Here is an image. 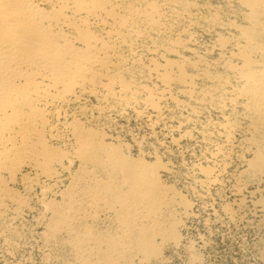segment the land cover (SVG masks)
I'll list each match as a JSON object with an SVG mask.
<instances>
[{
    "label": "bare ground",
    "instance_id": "6f19581e",
    "mask_svg": "<svg viewBox=\"0 0 264 264\" xmlns=\"http://www.w3.org/2000/svg\"><path fill=\"white\" fill-rule=\"evenodd\" d=\"M238 2L248 9L245 19L264 20V0ZM197 9L195 0H0V217L19 216L36 188L34 199L49 214L48 232L82 224L81 238L105 243L102 264H118L113 254L119 251L84 223L99 211L135 235L130 254L149 257L157 240L172 238L173 223L162 225L158 214L182 199L160 181L164 163L125 155L95 122L108 109L134 104L156 115L167 101L194 112L202 103L233 106L243 92L264 99V72L251 70L248 55L259 48L252 33ZM191 26L226 31L212 45L230 46L217 61L240 85L209 71L211 63L190 47ZM247 164L261 172L264 153L255 151ZM64 175L71 189L59 190L60 201L49 198Z\"/></svg>",
    "mask_w": 264,
    "mask_h": 264
},
{
    "label": "rangeland",
    "instance_id": "374dc122",
    "mask_svg": "<svg viewBox=\"0 0 264 264\" xmlns=\"http://www.w3.org/2000/svg\"><path fill=\"white\" fill-rule=\"evenodd\" d=\"M195 1L202 16L215 13L224 22L248 28L254 46L259 47L249 51L251 70L263 73V17L255 16L256 22L247 20L248 9L238 0ZM189 30L192 39L195 37L190 47L211 63L209 71L225 75L229 86L240 85L241 80L228 75L217 61L225 57L230 46L222 51L212 45L216 34L226 31L220 27L209 30L198 26H191ZM230 32L235 34L234 30ZM255 98L243 92L236 98V105L216 109L202 103L194 112L167 101L157 116L134 104L129 108L108 109L96 119V125L104 132V140L119 146L125 155L164 163L166 168L159 170L158 177L182 199V204L160 209L162 225L170 222L174 225L167 228L172 240L164 239L160 243L157 240L154 255L149 257L139 252L130 254L127 246L135 243V235L122 233L109 213L99 211L84 221L92 235L117 243L122 256L119 252L113 256L119 259L118 264H264V168L255 173L247 167L255 151L264 153V99ZM200 167L210 168L213 175L208 176ZM72 169H76V162ZM68 180L64 175L55 188L58 191L49 198L60 201L59 190L68 189ZM37 193L36 188L30 192L28 205L19 216L0 217V264H102L104 255L108 254L103 253L107 247L103 242L92 246L93 242L81 238L82 224L65 232H48L49 214H42V206L34 199ZM75 193L70 197L82 204L80 195L76 193L77 197ZM66 200L63 197L62 201L66 203Z\"/></svg>",
    "mask_w": 264,
    "mask_h": 264
}]
</instances>
